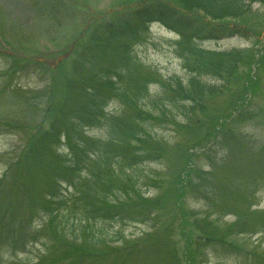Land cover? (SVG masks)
Returning <instances> with one entry per match:
<instances>
[{
  "label": "rangeland",
  "instance_id": "obj_1",
  "mask_svg": "<svg viewBox=\"0 0 264 264\" xmlns=\"http://www.w3.org/2000/svg\"><path fill=\"white\" fill-rule=\"evenodd\" d=\"M141 1L144 0H0V264H51L50 252L60 249L58 229L48 226L50 222L42 211V201L52 179L61 170L54 159L55 152L66 153L67 150L60 143L44 145L41 139L34 141L31 137L41 124L46 129L51 128L55 117H58L56 127L70 118L61 116L59 120L58 109L68 94L66 79L72 73L73 51L77 44L87 41L80 36L89 32L101 18L112 19L111 13L122 6L136 9ZM164 1L176 4L172 0ZM179 11L183 18L176 21L180 22L178 29L189 34L192 41L184 40L160 22H153L141 32L121 40L112 51L120 53L127 48V53L145 67L158 69L163 80L176 77L185 83L190 73L184 68L179 51L187 48L189 41L197 48L211 51L259 49L257 59L262 56V62L242 68L240 78L230 91L203 96L205 104L201 108L193 106L192 115L188 100L173 105L167 122L152 128L154 139L158 135L169 144L166 157L146 160L137 165L138 169L127 171V175L143 174L147 185L156 184L151 186L153 188L149 186L146 196L161 198L160 217L163 222L174 224L171 235L175 242L178 238L181 246L185 243L180 236V222L185 213L192 212L197 219L209 222L207 229L215 231L213 236L224 240L222 247H203L193 252L191 264H260V259L264 264V231L248 232L254 225L257 228L264 225V3H253L249 13L236 19L216 20L197 11ZM221 27H229L230 31H221ZM105 57L111 62L108 53ZM38 62H45L51 71ZM42 73L48 74L42 77ZM251 77L256 83L249 81ZM204 80L209 85L219 84L212 76ZM247 82L251 84V92L243 89ZM18 86L32 92L49 86L51 98L43 97V103L34 96L25 100ZM156 88L155 84L150 86L151 94ZM12 91L18 94H10ZM117 105L110 103L107 112L116 118L125 117L129 110L125 112L124 105ZM72 107L67 104L64 109L71 111ZM236 110L242 114L237 123L226 126L217 142L209 140L230 113H238ZM20 124L22 127H18ZM108 130L106 124L86 131L93 138L106 140L110 139ZM30 141L33 143L29 148ZM206 147L211 150L206 152ZM192 148L196 155L192 157L191 167L195 165L198 174L192 173L189 178L192 184L183 183L184 196L179 201V177L188 168ZM90 155L93 166L100 157L94 158L91 151ZM83 165L66 175L67 181L74 184H64L62 189L71 193L91 178L89 169H84ZM113 184L118 187L119 180L114 179ZM251 204L253 212L247 213ZM105 224L109 235L118 232L124 240L98 248L106 252L126 240L140 238L151 225L104 221L97 226L105 229ZM188 228L195 230L191 225ZM25 239L29 245L20 251ZM160 241L162 246L154 245L141 253L142 261L152 259L158 264L170 261L169 247L175 243L165 235ZM191 246L190 251L196 249L194 242ZM15 247H19V251H14ZM256 253L262 258H253L259 256ZM113 258L116 257H107L105 263L115 264L116 261H111Z\"/></svg>",
  "mask_w": 264,
  "mask_h": 264
},
{
  "label": "trees",
  "instance_id": "obj_2",
  "mask_svg": "<svg viewBox=\"0 0 264 264\" xmlns=\"http://www.w3.org/2000/svg\"><path fill=\"white\" fill-rule=\"evenodd\" d=\"M172 1L176 4L164 0H144L136 9L129 5L122 6L111 13L112 19L101 18L89 32L86 31L81 35L80 38H85L87 41L77 44L73 51L72 73L66 79L68 94L58 109L59 120L61 116H70V118L56 127L58 117H55L51 128L46 129L45 125L41 124L37 128L38 132L31 137L34 141L41 139L44 142L41 144L44 145L60 143L65 145L67 150L66 153L55 152L54 159L61 170L52 179L42 201V211L48 215L47 221L50 222L48 226H56L59 233L58 243L61 244L58 251L50 252L53 255L50 259L51 264H110L105 262L107 257L111 256L116 257L111 260L116 261L115 264H158L152 259L142 261L144 255L141 253L154 245L162 246L163 240L161 242L160 239L164 235L175 245L169 247L170 261L162 264H191L193 252L196 253L203 247L224 246L221 243L224 240L213 236L215 231L207 229L209 222L197 219L194 212L185 213L180 222V236L185 243L181 246L178 238L175 242L171 235L174 224L165 223L160 217L162 216L159 208L161 198L146 196L150 187L156 184L147 185V177L143 174L127 175V171H131L134 167L138 169L137 165L143 164L146 160L156 161L166 157L169 144L158 135L157 139H154L152 128L158 123L167 122L166 119L172 113L173 105L188 100L191 106L188 108L189 113L192 115L193 106L198 105L201 108V105L205 104L203 96L230 91L235 81L240 78L242 68L252 67L255 63L260 65L262 62V56L257 59L259 49L211 51L197 48L191 43L192 37L190 38L184 30L178 29L177 24L180 22L176 23V21L183 18L179 10L201 12L216 20L236 19L249 13L253 3H264V0ZM153 20L162 21L170 29L177 31L184 40L187 38L191 40L187 48L179 51L184 68L190 73L186 83L185 80L176 77L163 80L164 77L158 69L145 67L135 56L127 53V48L120 53L112 51L116 49L115 46L121 44V40L141 32L146 24ZM226 29L230 31L229 27ZM226 29L219 28L221 31ZM107 53L112 59L111 62L110 58L105 57ZM38 64L47 68L45 62ZM47 74L42 73V77ZM206 76L216 78L219 84L209 85L204 80ZM249 81L256 83L253 77ZM250 82L243 85L244 91L251 92ZM152 84L157 88L151 94ZM18 89L23 93L21 96L25 100L34 96L39 98L38 102L43 103V97L51 98L49 86L38 92L26 91L21 86H18ZM10 94L18 93L12 91ZM115 102L117 106L124 105L125 112L129 110L130 114L128 111L125 117L121 115L119 118L109 114L107 106ZM67 104L73 106L71 111L64 109ZM49 106L52 115L50 103ZM182 106L185 104L181 105V108ZM236 111L238 112L236 115H233L234 112L230 113L225 118V122L218 126L216 134L211 133L209 140L217 142L226 126L237 123V118L242 114L241 111ZM106 124L109 126L110 139H96L86 131ZM32 143L33 141H30L29 148ZM40 146L42 145L38 147ZM191 150L192 153H189L190 157L186 164L188 168L179 177L181 188L183 183H193L192 180L189 181L192 173L198 174L197 167L195 165L191 167L192 157L196 155L195 149ZM208 150H211L210 147H206L205 151L209 152ZM90 151L95 154L94 158L96 155L97 158L100 157L93 166H91ZM81 164H84V169H89L91 178L86 179L85 183L71 193L67 191L68 189H62L61 186L64 184L67 186L74 184L67 181L66 175L78 171ZM114 179L119 180L118 187H114ZM181 188L177 189L179 201L184 196V189ZM208 196H211L210 192ZM180 206L181 202L178 203L179 208ZM252 206L253 204L248 205L247 213L253 212ZM71 221L73 225L69 226ZM104 221L140 222L151 224V227L149 226L150 230L144 232L140 238L126 240L123 245L115 246L113 251L106 252L98 248L105 245L110 247L111 244L124 240L118 232L114 236L109 235L107 224L105 229H99L97 225ZM190 225L194 226L195 230L188 228ZM96 226L98 229L95 228ZM262 231L264 225L259 228L254 225L248 232ZM193 242L196 249L190 251ZM22 243L24 246L20 249L15 247L14 251L25 250L29 245L26 239ZM199 254L202 256V251ZM256 254L259 256L253 258H262L259 253Z\"/></svg>",
  "mask_w": 264,
  "mask_h": 264
}]
</instances>
